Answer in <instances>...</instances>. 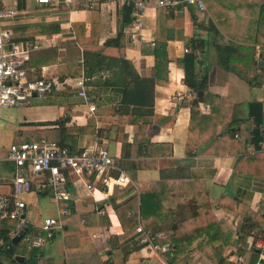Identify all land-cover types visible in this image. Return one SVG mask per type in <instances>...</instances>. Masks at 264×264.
<instances>
[{
    "label": "crops",
    "instance_id": "1",
    "mask_svg": "<svg viewBox=\"0 0 264 264\" xmlns=\"http://www.w3.org/2000/svg\"><path fill=\"white\" fill-rule=\"evenodd\" d=\"M157 1L145 0L142 25L135 29L136 18L133 22L122 21L123 6L117 0H93L90 7L83 6L81 0H51L47 4L37 3L35 0H0V9L16 10L13 17L0 21L2 28L13 32L10 43L20 46L37 44L30 52V60L27 62L32 69L31 74L51 79L56 85L52 94L50 92L43 96H33L27 105L5 107L17 109L16 116L7 124L11 133L10 142L47 139L41 133L44 126L39 123L67 116L66 126H86L100 130L99 133H78L76 150L90 152L98 146L107 147L115 165L129 178L124 187L112 188L107 194H102L97 190H87L81 178L69 175L65 186L71 197L62 202H57L52 197L48 187H34L30 193L23 196L29 234L36 230L43 217L56 215L59 207L65 206L69 213L63 216L62 229L39 248L29 251L25 244H21L23 250L20 251L17 246L22 239L16 244L4 241L0 250L7 249L11 244L15 246V250L11 258L0 254L2 264H27L30 257L32 258L29 264H162L165 262L162 251L141 243V236L135 230L136 227L124 230L114 206L135 195L137 206L134 212L137 215V225L141 224L160 234L155 242L161 244L156 240L166 237L171 227L169 219H154V226H145L138 219V199L140 193L145 191L144 183L185 176L192 170L212 172L204 184L208 195L207 204L217 218H223L231 226H235L241 219L239 213L219 206L218 201L222 194L236 197L252 211H257L264 194V177L233 172L239 153L223 150L215 153V140L219 121L220 128L223 129L230 121L236 124L241 121L247 127L245 137L248 142L245 149L251 148L250 152H245L244 149V153L251 154L264 148V124L258 125L263 138L255 145L251 140V130L255 123L249 115V103L260 102L264 119V83L249 85L244 78H258L264 68V43L254 44L247 40L249 31L257 27L254 23L264 0H200L203 9L195 4L184 3L169 8L158 5ZM159 7H165L170 13V19L165 20L163 27L169 36L166 43L169 60L168 80L154 86V115L145 133H138L137 125L128 123L126 116H120L117 112L121 87L114 83L123 77V73L113 64L110 67L104 66L92 75H81L85 81L88 80L89 92L95 97V110L90 111L83 101L68 98L76 97L75 81L81 76L63 75L60 78L58 64L83 62L85 49L100 50L107 57L124 58L131 63L138 76L153 75L154 56L141 50L143 44L144 49H150L154 45ZM72 23L80 25L76 27L80 30V37L85 39L83 43L75 40ZM209 23L217 30L214 40L206 28ZM119 31L118 46L109 43L107 47L102 48L104 41L114 38ZM191 38L207 42L203 49L195 51L197 71L201 74L207 72L208 76L207 91L198 90L201 94L183 81L181 58L192 50L188 44ZM215 42L221 45L231 44L237 48L253 46V66L250 65L247 70L249 54L246 55L245 61L240 60L246 52L242 50L231 54L229 58L224 57L235 69L224 68L220 63ZM105 77L113 84H94L98 78ZM200 95L205 96L204 100L199 102L201 117L197 153L194 156H186L189 106L191 101ZM213 102H218L215 108L221 114V120L218 113L212 110ZM147 142L153 145L164 143L171 147V154L158 156L153 150L143 146ZM5 150L0 148V154ZM0 166L3 172H8H5L6 175L0 174V193H9L11 166L2 159ZM117 172L118 170L114 171ZM88 179L99 186L94 175ZM176 187L182 190L181 185ZM47 198L49 200H46ZM163 204L161 215L168 209L176 215V219L187 218L191 214L187 198L165 200ZM260 225L261 229H264V222ZM260 234L256 239L254 234L248 235L241 249L228 247L224 253L227 261L249 264L253 246L259 250L254 264L264 263V236ZM203 244V241H198L195 249L174 264H212L200 250ZM15 255L22 256L23 261L15 260Z\"/></svg>",
    "mask_w": 264,
    "mask_h": 264
},
{
    "label": "trees",
    "instance_id": "2",
    "mask_svg": "<svg viewBox=\"0 0 264 264\" xmlns=\"http://www.w3.org/2000/svg\"><path fill=\"white\" fill-rule=\"evenodd\" d=\"M170 19V13L166 11L165 7H159L157 9V22L155 31L154 45L150 49H144L142 45V52H150L154 56V72L150 77L138 76L131 63L124 58H112L102 54L100 50H84L83 62L73 61L63 64H58V74L61 78L63 75L72 76H89L97 71L103 69L104 66L110 67L114 65L115 68L119 67L120 72L123 73V77L116 81L114 84L121 87V98L119 100L118 114L120 116H126L125 120L128 123L137 125V132L144 134L146 127L151 123L153 112V100H154V86L155 84H163L167 82L168 73V57L166 51L167 38L166 29H163L165 20ZM123 22L135 21V15L132 6H123ZM257 27L249 31L248 42L251 43H264V3L260 5L259 16L254 23ZM76 26L78 23H72L75 40L79 43L84 42V38L80 37V30ZM207 30L213 35L212 39H215L217 34L216 28L212 23L207 25ZM118 34L110 40L104 41L102 48H105L109 43H114L118 46ZM263 35V37H261ZM92 35H89V37ZM192 50L186 52L181 58V63L184 71V83L192 90L207 91V72L203 74L197 71L195 66L196 56L195 51L203 49L207 42L204 40H195L191 38L188 41ZM215 48L219 55L220 63L226 69H235L230 66L229 58L231 54L238 53L245 50L240 60H244L246 55L249 61V66H253V46H243L240 48L233 47L231 44L221 45L215 42ZM113 60V61H110ZM245 61V60H244ZM112 62V63H111ZM117 71H115L116 74ZM240 75L242 72L237 71ZM84 75V76H85ZM39 77V76H37ZM249 85H260L264 83V68L261 69L260 75L256 77H246ZM86 83L88 82L85 81ZM96 85L109 86L112 85V81L105 78H98L94 81ZM54 91V90H53ZM52 91V92H53ZM51 92V94H52ZM205 95L195 97L189 106L190 119L187 133V140L185 146V155L194 156L197 153V136L199 132V122L201 117V108L199 102L204 100ZM77 97V98H76ZM70 99L76 101H83L81 97L77 96ZM66 101V100H65ZM68 101V100H67ZM54 103V100H52ZM218 102H213V112L218 113L215 106ZM221 120V114L218 113ZM249 115L252 117L255 126L251 130V140L257 145L259 140H262L263 136L260 133L259 124H264L262 118V104L260 102L249 103ZM67 116H61L56 120L41 122L39 125H43L41 133L45 135L48 140H55L59 144L68 147L72 152L80 151L76 150V136L78 133L97 132L99 129L86 126H66ZM234 122V121H233ZM221 122L219 121L217 136L215 140V153L223 151H232L239 153L236 162L233 167V172H243L249 175H256L264 177V152L247 154L244 153L246 143L248 139L245 137V130L247 127L244 122L238 121V124L230 121L226 127L220 128ZM234 127V128H233ZM18 142V141H17ZM143 146L147 149L153 150V153L158 156H165L171 154V147L161 143L157 145L144 143ZM148 153V151L146 152ZM212 175V172L207 173L205 170L197 169L192 170L185 176H175L171 178H164L155 181H148L144 184V192L140 193L138 199L139 217L140 222L145 226L156 225L154 219L160 218L164 220L169 219L171 227L166 233V237L160 240H156L159 243L168 242L170 245L169 250L162 252V256L165 260L162 264H174L178 259H181L186 254L196 248L198 241H203V246L200 248L203 255L211 261L212 264H240L236 262L227 261L224 254L228 247H235L241 249L245 244L246 238L250 234H254L256 239L258 234L264 236V229H261V222H264V194L262 195L257 211H252L246 204L226 194H222L218 204L219 206L226 207L240 214L241 219L235 226H231L223 218H217L211 208L208 206V195L205 191V180ZM182 186V190L179 187ZM167 186L169 188H167ZM152 189V191H149ZM187 198L190 203L191 214L187 218L176 219V215L168 210H163V202L165 200L174 199V201ZM137 206V197L135 195L130 196L124 202L118 203L114 206V210L119 218L120 224L124 230L135 228L138 220L137 215L134 212ZM128 212L131 214L129 215ZM14 225V220L7 219L2 222L0 237L7 241V231L9 227ZM260 249V248H259ZM15 250L14 245H10L7 249L0 250V254H4L7 257L12 256ZM251 256L249 264H254L259 250L252 246ZM0 264H2L0 260Z\"/></svg>",
    "mask_w": 264,
    "mask_h": 264
},
{
    "label": "built area",
    "instance_id": "3",
    "mask_svg": "<svg viewBox=\"0 0 264 264\" xmlns=\"http://www.w3.org/2000/svg\"><path fill=\"white\" fill-rule=\"evenodd\" d=\"M37 3L47 4L51 0H35ZM83 6L90 7L93 0H81ZM121 6H132L136 23L135 29L142 25L145 0H117ZM158 5L174 8L178 3L195 4L203 9L200 0H158ZM16 14L14 9H0V21L11 18ZM13 37L12 30L2 28L0 24V108L22 106L30 103L33 96H43L52 92L56 85L51 79L43 76H32V69L27 65L30 52L37 44L20 46L10 43ZM89 85L81 76L75 81V94L82 98L90 111L95 110V97L89 92ZM264 152V148L260 149ZM251 148L245 149L250 152ZM10 163L12 179L9 193H0V230L2 222L14 220V225L7 231L8 242L15 236L24 240L26 248L30 251L39 248L51 240L56 232L63 227V216L69 213L65 206L59 207L56 215H47L42 218L34 232L29 234L27 226L26 204L24 195L30 193L34 187H48L52 197L57 202L70 199L71 195L65 186L69 175L81 178L84 187L94 192L107 194L112 188L124 187L129 178L124 171L115 165L114 158L105 146H98L90 152H72L68 147L55 140L42 138L38 141L10 142L0 160ZM118 170L117 173H114ZM94 175L99 186L88 179ZM141 243L148 244L162 252L169 250L168 242L157 244L156 237L160 234L152 232L138 224L135 228ZM4 240L0 237V245ZM264 264V263H262Z\"/></svg>",
    "mask_w": 264,
    "mask_h": 264
},
{
    "label": "rangeland",
    "instance_id": "4",
    "mask_svg": "<svg viewBox=\"0 0 264 264\" xmlns=\"http://www.w3.org/2000/svg\"><path fill=\"white\" fill-rule=\"evenodd\" d=\"M16 108H3L0 109V148L6 149L8 144L10 143V132L9 128H7V124L11 122L12 119L16 116ZM1 167V166H0ZM5 172L0 168V174L6 175ZM8 173V172H7ZM52 198V197H51ZM46 200H49L48 198ZM22 240L21 243L18 244L17 248L22 251L23 249L21 248L25 242ZM22 244V245H21ZM32 257L27 259V264L30 263Z\"/></svg>",
    "mask_w": 264,
    "mask_h": 264
},
{
    "label": "water",
    "instance_id": "5",
    "mask_svg": "<svg viewBox=\"0 0 264 264\" xmlns=\"http://www.w3.org/2000/svg\"><path fill=\"white\" fill-rule=\"evenodd\" d=\"M198 94H201V91H198ZM19 238H20V236H15V237H13V238H12V242H13V244H16L17 241L19 240ZM14 259L17 260L18 262L23 261V257L20 256V255H15V256H14Z\"/></svg>",
    "mask_w": 264,
    "mask_h": 264
}]
</instances>
